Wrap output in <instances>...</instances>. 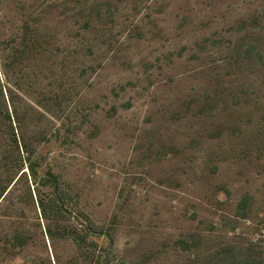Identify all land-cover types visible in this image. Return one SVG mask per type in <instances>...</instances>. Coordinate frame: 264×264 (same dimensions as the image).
I'll return each mask as SVG.
<instances>
[{
  "label": "rangeland",
  "instance_id": "374dc122",
  "mask_svg": "<svg viewBox=\"0 0 264 264\" xmlns=\"http://www.w3.org/2000/svg\"><path fill=\"white\" fill-rule=\"evenodd\" d=\"M22 15L65 60L29 121L72 208L54 247L20 183L27 245L0 216V264H86L83 221L117 264H264V0H0V36Z\"/></svg>",
  "mask_w": 264,
  "mask_h": 264
},
{
  "label": "trees",
  "instance_id": "16d2710c",
  "mask_svg": "<svg viewBox=\"0 0 264 264\" xmlns=\"http://www.w3.org/2000/svg\"><path fill=\"white\" fill-rule=\"evenodd\" d=\"M24 17L26 15L17 19L16 25L13 22L10 31L8 29L7 34L0 36V212H3L0 216L9 223L19 219L16 214L25 215V207L16 196L20 183H23L21 197L30 202L34 213L39 210L44 221L42 233L54 245L55 230L62 228L68 233L70 228L61 223H70V220H63V216L71 213V196L69 189L61 185V174L53 170V160L48 161L37 149L31 150L35 147L37 134L33 127L38 126L30 122L29 117H34L37 108H42L38 96L44 73L52 80L47 104L53 109L62 105L66 95V64L53 52L49 33H42L48 28L47 23L43 20L31 30ZM51 117L54 123L58 122L55 115ZM67 120L70 122L69 118ZM72 133L69 131L70 137ZM12 224V231L7 233L8 245L13 249L24 248L27 238L23 226L14 221ZM79 225L84 234L72 240L79 248L86 247L87 253L90 244L93 246L94 259L87 260L86 264H117L110 229L103 226L104 232L100 235L92 232L90 221ZM54 262L62 264L59 258Z\"/></svg>",
  "mask_w": 264,
  "mask_h": 264
}]
</instances>
